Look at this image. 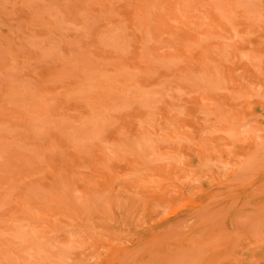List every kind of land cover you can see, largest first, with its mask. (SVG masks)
Returning <instances> with one entry per match:
<instances>
[{
	"label": "rangeland",
	"instance_id": "1",
	"mask_svg": "<svg viewBox=\"0 0 264 264\" xmlns=\"http://www.w3.org/2000/svg\"><path fill=\"white\" fill-rule=\"evenodd\" d=\"M0 264H264V0H0Z\"/></svg>",
	"mask_w": 264,
	"mask_h": 264
}]
</instances>
